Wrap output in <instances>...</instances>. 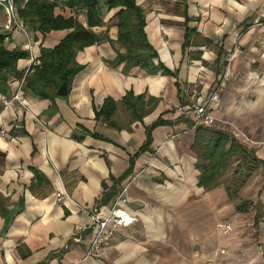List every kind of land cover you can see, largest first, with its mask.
Wrapping results in <instances>:
<instances>
[{
  "label": "crops",
  "instance_id": "crops-1",
  "mask_svg": "<svg viewBox=\"0 0 264 264\" xmlns=\"http://www.w3.org/2000/svg\"><path fill=\"white\" fill-rule=\"evenodd\" d=\"M135 1L158 60L173 74L117 62L125 51L117 42L120 8L102 2L103 24L92 30L105 38L77 53L84 67L66 95L51 101L23 90L26 106L5 107L8 95L0 94V264H264V164L232 198L224 183L199 185L192 148L194 107L222 79L212 126L264 161V0ZM55 13L71 15L59 6ZM78 19L87 25L85 10ZM24 26L27 34L2 25L0 33L9 48L32 43L37 58L72 30L42 34ZM30 65L28 56L17 68ZM19 81L10 83L8 98ZM128 92L158 100L134 118L123 100ZM109 96L118 105L108 122L97 110ZM124 186L135 222L88 256L92 232L81 206L111 205ZM64 189L73 200H57ZM242 200L249 201L243 211ZM223 221L233 225L226 236L218 229Z\"/></svg>",
  "mask_w": 264,
  "mask_h": 264
},
{
  "label": "trees",
  "instance_id": "trees-1",
  "mask_svg": "<svg viewBox=\"0 0 264 264\" xmlns=\"http://www.w3.org/2000/svg\"><path fill=\"white\" fill-rule=\"evenodd\" d=\"M102 2L109 8H120L115 15L118 18L117 42L125 51L118 53L117 62L127 63L128 67H142L149 74H173V71L158 60V53L147 38L144 11L135 0H68L66 6L75 9L77 16L56 15V2L17 0L18 15L30 29L42 34L52 30H72L55 47H42L38 57L40 63L33 67V73L26 74V71L17 68V63L20 59L28 57L29 52L9 48L5 42L7 34L0 33V94L9 96L10 83L15 79L21 80L24 76V90H30L51 101L57 97V90L64 82L70 87L75 76L84 67L77 61V53L105 38L104 34L92 30L93 27L103 24ZM83 10L86 11L87 25L78 19ZM145 99L144 94L135 95L128 92L123 100L132 116L141 119L154 108L158 100L156 97ZM117 105V100L111 96L107 97L97 110V116L111 121ZM161 122L158 120L148 128L149 138L152 129ZM192 148L198 158L199 185L211 189L224 183L232 198L238 196L255 169L264 164V161L256 158L236 136L215 126H197ZM105 197L108 198L109 194ZM248 202L242 200L238 210H245Z\"/></svg>",
  "mask_w": 264,
  "mask_h": 264
},
{
  "label": "built area",
  "instance_id": "built-area-1",
  "mask_svg": "<svg viewBox=\"0 0 264 264\" xmlns=\"http://www.w3.org/2000/svg\"><path fill=\"white\" fill-rule=\"evenodd\" d=\"M56 2L61 10L68 11L74 16H77L75 9L66 6L68 0H47ZM0 8L4 10L6 19L3 23V29L6 31H13L14 29L21 30L27 34V28L20 21L17 9V0H0ZM27 51L31 60V65L27 68L26 73L32 72L34 66L40 63L39 58L34 54L32 43H28ZM25 76L19 81L15 93L10 99L3 98V105L9 106L13 101H18L21 105L26 106L22 93L24 90ZM225 85L224 80H220L215 84L207 100L197 104L194 107V126L199 125L212 126L215 122V117L212 114L211 106H213L220 98V93ZM127 186L122 187L121 191L116 195V198L111 205L102 206L95 205L89 208L81 206V209L88 214L90 223L87 226L92 232V237L87 248V255L93 256L98 250L108 245L114 237L115 230L118 227L128 226L135 222V217L125 208L128 202ZM58 201L63 199L73 200L72 196L64 189L56 193ZM218 229L221 234L227 235L232 229L231 222L223 221L218 224ZM76 240H80L77 237ZM220 253H226L225 249H220ZM207 264H213L208 262Z\"/></svg>",
  "mask_w": 264,
  "mask_h": 264
},
{
  "label": "water",
  "instance_id": "water-1",
  "mask_svg": "<svg viewBox=\"0 0 264 264\" xmlns=\"http://www.w3.org/2000/svg\"><path fill=\"white\" fill-rule=\"evenodd\" d=\"M67 92H68V84H67V82H64V83L58 88V90H57V94H58L59 96H64V95L67 94Z\"/></svg>",
  "mask_w": 264,
  "mask_h": 264
},
{
  "label": "rangeland",
  "instance_id": "rangeland-1",
  "mask_svg": "<svg viewBox=\"0 0 264 264\" xmlns=\"http://www.w3.org/2000/svg\"><path fill=\"white\" fill-rule=\"evenodd\" d=\"M19 16V15H18ZM19 19H20V17H19ZM4 20H5V18H0V25H3V23H4ZM20 21L23 23V21L20 19ZM23 25H25L24 23H23ZM229 222V221H228ZM253 226V223L252 222H249V221H247L246 222V225H245V227L247 228L248 226ZM223 235V234H222ZM228 235V234H227ZM224 236H226V235H224ZM225 250H226V253H228V250L226 249V248H224ZM226 253H224V254H226ZM208 263V262H207ZM206 263V264H207ZM214 264V263H213Z\"/></svg>",
  "mask_w": 264,
  "mask_h": 264
}]
</instances>
